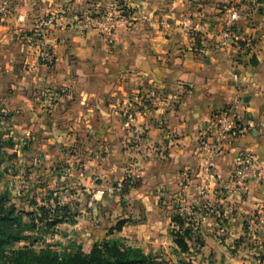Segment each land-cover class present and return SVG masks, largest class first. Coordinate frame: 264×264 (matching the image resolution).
Wrapping results in <instances>:
<instances>
[{
	"label": "crops",
	"instance_id": "obj_1",
	"mask_svg": "<svg viewBox=\"0 0 264 264\" xmlns=\"http://www.w3.org/2000/svg\"><path fill=\"white\" fill-rule=\"evenodd\" d=\"M29 1L31 15L56 10L53 0ZM117 1L74 0L73 18L116 4L127 15L117 12L111 43L70 26L49 34L53 64L27 61L28 86L39 93L0 96L19 115L7 135L31 134L24 116L39 114V157L72 147L85 194L94 193L93 181H102L97 190L135 181L126 201L143 210H173L171 199L184 195L185 205L235 211L233 223L254 213L264 240V0H254L251 21L235 25L252 48L220 44L230 3L243 0ZM16 12L31 25L24 6ZM221 112L236 132L219 139L212 118ZM246 159L255 177L241 184ZM167 219L153 218L163 227Z\"/></svg>",
	"mask_w": 264,
	"mask_h": 264
},
{
	"label": "rangeland",
	"instance_id": "obj_2",
	"mask_svg": "<svg viewBox=\"0 0 264 264\" xmlns=\"http://www.w3.org/2000/svg\"><path fill=\"white\" fill-rule=\"evenodd\" d=\"M53 3L56 10L39 17L34 12L31 15L35 6L32 7L29 0H0V96L3 100L12 92L30 95V99L34 92L39 93L35 84L28 86L29 70L33 67L27 61L33 59L35 64L40 61L47 66L53 64L54 54L46 42L49 34L70 26L80 35L94 30L102 40L111 43L112 39H105L100 32V24L113 22L115 28L117 12L127 15L116 4L108 11L98 10L73 18L70 13H74V0H53ZM23 6L28 11L31 25L16 12ZM49 17L57 20L60 26L42 27ZM43 50L50 53L48 61L42 58ZM36 98L34 110L39 113V94ZM18 117L12 108L0 102V206L13 213L8 215V223L0 222V236L10 237L13 231L23 238L7 242L0 248V264H7L6 259L19 249L38 252L47 247L57 251L77 247L88 253L94 243L105 240H121L128 246L139 247L157 264H188L190 261L194 264H264V240L261 235L258 238L257 233L262 230L254 221V213L252 220L241 217L233 223L235 211L222 206L185 205L189 199L184 195L171 199L175 203L173 210L165 209V205H160L159 210H143L126 201L130 189L137 187L135 181H124L115 189L99 191L95 185L102 181H93L90 189L94 188V193L85 194L80 181L85 177V168L72 158V147H60L59 155L53 159L39 157V114L24 116L28 125L34 128L31 134H18L20 137L15 135L14 139L7 135V128ZM241 164L237 175L242 184L247 178L246 171L238 173L245 167ZM251 168L250 175L255 177ZM61 209L65 212L64 222L52 229L44 226L45 218L61 215ZM6 214L3 212V217ZM154 216H166L169 219L167 225L163 227L156 223ZM121 220L125 225L117 232L114 227ZM260 225L264 227V223ZM185 229L189 231L190 254H176L177 248L169 242L173 241L171 231ZM158 237L166 238L155 247L153 242Z\"/></svg>",
	"mask_w": 264,
	"mask_h": 264
},
{
	"label": "trees",
	"instance_id": "obj_3",
	"mask_svg": "<svg viewBox=\"0 0 264 264\" xmlns=\"http://www.w3.org/2000/svg\"><path fill=\"white\" fill-rule=\"evenodd\" d=\"M118 5L123 3L118 0ZM125 13V9H123ZM41 209V208H40ZM64 209H61V215H51L46 217L45 224L48 229L59 225L65 220ZM7 213L3 217L2 213ZM13 214L12 210H5L0 206V222L8 223V215ZM13 222V220L9 221ZM125 225V221H118L114 230L120 232ZM182 229V225H180ZM10 237L0 236V248L7 242H17L22 240L19 233L11 232ZM1 235V233H0ZM173 244L177 248L176 254H190V236L188 229L183 231H171ZM7 264H157L150 255L144 254L139 247L126 245L121 240H105L102 243H94L88 253H84L80 248H65L57 251L52 247L41 249L38 252L32 249H19L13 251L11 256L6 259ZM188 264H194L190 261Z\"/></svg>",
	"mask_w": 264,
	"mask_h": 264
},
{
	"label": "built area",
	"instance_id": "obj_4",
	"mask_svg": "<svg viewBox=\"0 0 264 264\" xmlns=\"http://www.w3.org/2000/svg\"><path fill=\"white\" fill-rule=\"evenodd\" d=\"M257 12L256 3L254 0H243L235 3H230L227 9V18L221 29L222 42L220 43L222 47H226L228 44L234 43L238 46H243L245 48H252L254 45V40L252 37L239 33L235 25L241 20L251 21ZM48 26L51 28L60 26L57 20L53 17H49L42 25ZM100 32L104 35L105 39L111 41L114 31V23H103L100 24ZM42 32L43 30L40 29ZM40 45L41 41L38 42ZM42 58L45 61H48L50 58V53L47 50H43ZM171 104L174 103L171 102ZM212 126L214 128L217 137L220 139L226 135L234 134L236 132V126L233 122L228 120V116L225 112H221L215 114L212 118ZM250 160L244 161L241 165L245 167L238 170L239 172H245V177L248 178L250 176Z\"/></svg>",
	"mask_w": 264,
	"mask_h": 264
}]
</instances>
